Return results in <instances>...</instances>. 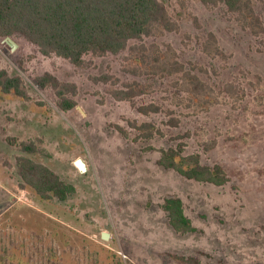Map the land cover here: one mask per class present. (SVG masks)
Listing matches in <instances>:
<instances>
[{"label":"rangeland","instance_id":"obj_1","mask_svg":"<svg viewBox=\"0 0 264 264\" xmlns=\"http://www.w3.org/2000/svg\"><path fill=\"white\" fill-rule=\"evenodd\" d=\"M159 1L171 31L158 27L133 50L89 56L82 68L42 56L23 38L13 39L14 51L0 39V70L21 75L30 96L0 92V264H264V32L253 33V16L246 22L221 5ZM250 1L264 27V0ZM174 62L182 68L169 73ZM46 73L75 86L73 110L37 87ZM104 75L108 82L97 80ZM124 87L142 93L119 100ZM150 105L160 112L138 111ZM21 141L42 152L23 153ZM171 147L220 165L229 182L218 187L160 167ZM22 155L75 193L45 201L22 188ZM169 197L182 200L194 233L172 228L163 211Z\"/></svg>","mask_w":264,"mask_h":264},{"label":"trees","instance_id":"obj_2","mask_svg":"<svg viewBox=\"0 0 264 264\" xmlns=\"http://www.w3.org/2000/svg\"><path fill=\"white\" fill-rule=\"evenodd\" d=\"M200 2L211 8L221 5L228 12L244 18L246 22L249 16H253V33L258 35V32H264L262 21L255 15L250 0ZM158 27L172 30L167 8L159 0H0L1 40L23 38L42 56L59 57L77 68L85 67L89 56H119L127 50H133V42H143L151 38ZM172 65L169 73L180 72V63L174 62ZM190 77L195 81L194 91H203L204 83L197 76ZM100 79L108 82L110 77L104 75L97 80ZM34 80L37 87L50 95L62 111L68 112L77 106L73 97L76 95L74 85L62 83L51 73L38 76ZM0 92L14 94L23 100L30 98L23 77L19 74L11 75L7 70H0ZM52 92L55 93L54 97ZM141 93L124 87L117 93V98L133 99ZM138 111L147 116L151 112L158 114L160 108L150 105L139 107ZM153 124L145 121L142 127L152 128ZM169 124L177 127L180 119L172 118ZM10 142L18 143L14 138ZM19 147L26 154L42 152L34 141H21ZM157 163L187 180L218 187L229 182V177L220 165H204L198 155L186 156L180 147L162 150ZM16 166L22 179L21 187L32 189L42 200L57 199L65 202L76 191L72 184L64 182L49 167L27 155L19 156ZM163 211L175 231L182 234L196 231L180 198H166Z\"/></svg>","mask_w":264,"mask_h":264},{"label":"water","instance_id":"obj_3","mask_svg":"<svg viewBox=\"0 0 264 264\" xmlns=\"http://www.w3.org/2000/svg\"><path fill=\"white\" fill-rule=\"evenodd\" d=\"M4 42L8 43V45L11 47L12 51H14L15 48L18 46L17 43L12 38H6L4 40ZM75 165L82 173H85L88 170L86 163L82 159H77L75 161ZM109 238H110L109 233H107V232L102 233V239L103 240H109Z\"/></svg>","mask_w":264,"mask_h":264}]
</instances>
